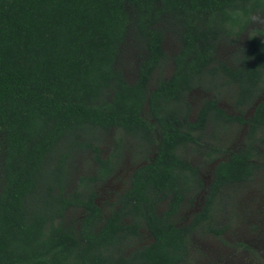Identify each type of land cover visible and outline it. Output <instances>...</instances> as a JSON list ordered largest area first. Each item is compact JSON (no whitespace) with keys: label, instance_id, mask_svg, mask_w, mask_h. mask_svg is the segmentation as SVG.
Here are the masks:
<instances>
[{"label":"trees","instance_id":"1","mask_svg":"<svg viewBox=\"0 0 264 264\" xmlns=\"http://www.w3.org/2000/svg\"><path fill=\"white\" fill-rule=\"evenodd\" d=\"M258 14L264 0H0V264H185L195 232L220 236L219 197L259 168L264 98L249 119L242 109L264 96V29L251 32L234 65L215 56L222 38H239ZM165 26L180 47L171 76L150 89L167 61ZM130 32L145 51L133 83L116 67ZM205 80L236 86L240 114L213 99L191 121L185 96ZM233 124L248 127L247 143L215 166L205 188L181 153L201 144L208 125ZM111 130L155 154L105 217L95 186L114 174L123 141L103 157L96 132ZM79 151H90L97 168L68 192L69 161ZM219 153L210 150L208 160ZM203 189L201 210L177 226L186 196ZM74 209L84 212L78 227L66 218ZM144 230L151 242L138 246Z\"/></svg>","mask_w":264,"mask_h":264},{"label":"rangeland","instance_id":"2","mask_svg":"<svg viewBox=\"0 0 264 264\" xmlns=\"http://www.w3.org/2000/svg\"><path fill=\"white\" fill-rule=\"evenodd\" d=\"M166 31L164 50L167 61L164 66L154 73L150 82V89L156 86L159 79H167L173 72L172 59L178 52L180 43L178 33L174 27H163ZM264 29V14L252 18L251 25L239 38H222L218 44L215 56L216 62L234 65L240 54L249 47V36L252 31ZM145 56L142 44L130 32L124 45L120 49L117 69L121 70L129 83L136 79L141 61ZM237 87L226 85L222 80H205L199 87L185 96V102L191 107L190 120L195 121L198 111L206 100L216 99L219 107L230 115H239L235 105ZM264 98L260 97L254 104L242 109L245 119H249L255 106ZM144 117L153 122L144 111ZM246 125L233 124L225 128L214 129L211 125L206 128L201 144L189 146L182 151V157L198 168L200 178L207 188L212 181L215 166L230 157L231 154L243 149L247 143ZM97 145L103 157L111 152L114 141H123L122 158L107 181L95 186L97 204L104 216L110 214L112 205L128 188L132 173L140 166L145 165L155 154V148L150 153H142L138 143L132 138L123 136L121 132H96ZM261 142L257 144L259 155L255 160L258 170L254 178L241 185L229 187L219 197L213 226L223 230L220 236L195 232L191 236V254L185 264H264V133L260 134ZM157 131L154 139L157 141ZM218 149L220 153L213 161L208 160L207 152ZM69 189L74 190L78 180L83 176H92L96 171V164L90 151H79L69 161ZM206 189L186 196L178 214L174 218L177 226H186L193 216L203 206ZM167 208V202L158 207L162 214ZM84 212L74 209L67 213V222L78 227ZM151 237L144 230L137 242L138 246L147 245Z\"/></svg>","mask_w":264,"mask_h":264}]
</instances>
